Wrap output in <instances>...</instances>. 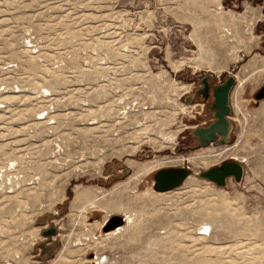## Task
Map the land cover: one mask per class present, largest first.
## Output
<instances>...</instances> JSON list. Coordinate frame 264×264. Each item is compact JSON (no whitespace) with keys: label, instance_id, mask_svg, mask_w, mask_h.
Returning <instances> with one entry per match:
<instances>
[{"label":"rangeland","instance_id":"374dc122","mask_svg":"<svg viewBox=\"0 0 264 264\" xmlns=\"http://www.w3.org/2000/svg\"><path fill=\"white\" fill-rule=\"evenodd\" d=\"M205 73L236 79L232 132L197 147ZM263 86L264 0H0V264H264ZM224 160L239 181L199 176Z\"/></svg>","mask_w":264,"mask_h":264},{"label":"water","instance_id":"95a60500","mask_svg":"<svg viewBox=\"0 0 264 264\" xmlns=\"http://www.w3.org/2000/svg\"><path fill=\"white\" fill-rule=\"evenodd\" d=\"M235 78L233 75H229L227 83L230 86L231 83H234ZM255 98L260 99L264 98V86L261 87L256 93ZM226 99V98H225ZM215 108H218L216 105ZM230 113L229 110H223L214 115L215 121L211 122L206 127H199L191 130L192 135H199L206 138L204 142H201V145H207L210 140L213 139L216 132L226 134L229 126L228 118L226 115ZM226 143L225 139H222L219 144ZM243 173V168L241 163L237 161L226 160L220 163L217 166H212L206 170L199 172V176L205 178L209 181L214 182L216 185L222 186L225 184V181L228 177H233L234 180L239 181ZM189 174V168L183 166H173V167H161L158 168L153 173V182L152 188L157 192H164L172 189L176 185L183 182ZM105 230L108 229L104 228ZM42 234L46 237L56 234V227L50 225L42 230Z\"/></svg>","mask_w":264,"mask_h":264},{"label":"flooded vegetation","instance_id":"af4514ba","mask_svg":"<svg viewBox=\"0 0 264 264\" xmlns=\"http://www.w3.org/2000/svg\"><path fill=\"white\" fill-rule=\"evenodd\" d=\"M228 78V74L223 76H216L210 73L202 74L197 78L195 84L190 88V90L183 96L184 102L192 105L195 109V113L198 117H200V121L189 130V134L196 143L197 147H207L211 144L222 145L219 144L222 139H225L226 143L230 140L232 132L231 114L233 111L232 91L236 84V79L234 83H231L229 86L227 83ZM216 105L218 108H215ZM226 109L230 111V113L226 115L228 118L227 125L229 126L227 133L222 134L216 132L213 139L210 140L207 145L202 146L201 142H204L206 138L199 135H192L191 130L208 126L211 122L216 120L214 117L216 113ZM217 165L219 164H215L214 166Z\"/></svg>","mask_w":264,"mask_h":264},{"label":"bare ground","instance_id":"6f19581e","mask_svg":"<svg viewBox=\"0 0 264 264\" xmlns=\"http://www.w3.org/2000/svg\"><path fill=\"white\" fill-rule=\"evenodd\" d=\"M233 19V16H230V19ZM195 27V26H194ZM237 35L241 34L240 32H236ZM235 78V77H234ZM244 82V79L241 81V83ZM222 151L224 150H221L215 154H208V157H213L212 159L215 160L217 158V156H219ZM207 155V154H206ZM188 163L196 166L198 165V163H201L202 160L204 161L205 160V157L204 156H201L199 154L197 155H190L187 157V159H185ZM182 159H172V158H169V157H162V158H156L154 160H150V161H147V162H144V163H141V164H136L134 166V172L131 176V178L129 179V182L132 181V180H138L143 174L147 173V172H150L151 170L157 168L158 166H161V165H166V164H175V163H179L181 162ZM84 191L83 190H78L76 192V199H80V197L83 195ZM91 204V203H90ZM123 219L121 218H113L111 220V222L108 223V225L106 226V230H111L110 233L108 234H113V233H116L118 232L122 227H123ZM118 226V227H117ZM117 227V228H115Z\"/></svg>","mask_w":264,"mask_h":264}]
</instances>
